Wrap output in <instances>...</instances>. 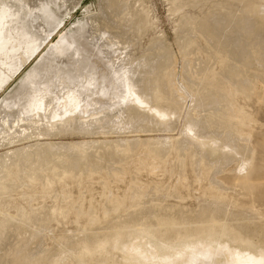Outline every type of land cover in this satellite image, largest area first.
<instances>
[{
    "label": "bare ground",
    "instance_id": "6f19581e",
    "mask_svg": "<svg viewBox=\"0 0 264 264\" xmlns=\"http://www.w3.org/2000/svg\"><path fill=\"white\" fill-rule=\"evenodd\" d=\"M79 1L0 0V90L45 50L0 101V147L27 143L0 152V264H264V225L237 209L257 208L244 197L259 184L252 137L261 123L249 104L264 110V0H166L182 58L198 59L185 67L192 80L181 81L191 97L186 119L178 137L120 139L105 136L174 129L184 101L175 58L161 32L149 38L155 17L145 0H100L98 14L50 45ZM133 36L139 45L147 36L159 41L155 54L116 60ZM122 79L125 94L115 89ZM112 98L117 107L101 111ZM67 134L80 140H54ZM236 149L250 156L231 171L227 154ZM133 157L137 174L175 167L173 181L149 187L137 177L118 194L112 183ZM96 184L103 200L92 193ZM189 198L193 211L183 208ZM125 203L132 209L110 216ZM62 219L77 225L71 241L31 251L41 227ZM107 219L112 227L92 231L90 223ZM10 232L15 240L5 247Z\"/></svg>",
    "mask_w": 264,
    "mask_h": 264
},
{
    "label": "rangeland",
    "instance_id": "374dc122",
    "mask_svg": "<svg viewBox=\"0 0 264 264\" xmlns=\"http://www.w3.org/2000/svg\"><path fill=\"white\" fill-rule=\"evenodd\" d=\"M79 2H78L79 4H77V6H75L76 8L73 7V9L72 8L70 9V11L66 15L63 23L60 25V27H58L57 31H55L52 34V36L49 39L50 45L55 44L61 38V36L64 35V33L66 31H68L71 27H73L75 25V23L77 25V23L82 20L81 18L85 17L86 14L92 13V14H90L91 16L92 15H95V14H98L97 11H98V8L100 7L99 4H101L100 0H81ZM145 2L150 6L151 13L155 17V19H154L155 26H154L153 29H150L148 31L149 38H152L153 37L154 32H155V34H157L158 32H161L162 39L166 40V41H162L163 45H165L166 47L169 46L168 49L170 51V54L172 53L171 55H173L174 58H175L174 59V62H173L174 63L173 64V67H174V70H175L174 80L177 83L178 87L181 88V91L183 92V97H184V101L181 104V110H180L181 112H180L179 117L176 119L175 126H174V129L173 130H161V131L159 130V131H149V132H134V133H130V134H119V135L118 134H111V135H106L105 136L106 138L120 139V138H131V137H139V138H151V137H153V138H155V137L165 138V137H168V136L178 137L179 134H180V131H181L183 122L186 119V112H187V110L189 108V105L191 103L190 94L188 93V91H186L183 88V86L181 84V81L184 80V81L190 82V80H192V79H190V76H188V74L186 73L187 71L185 72V70H187V68L190 67L191 64H193V65L198 64L197 63L198 62L197 55H193V62H188L187 61L188 59L186 57H183L182 58L181 53L179 52V48L177 47L178 44L176 43V40H175L176 33L174 32V25H173L171 16H170V14L168 12V9H167L168 8L167 7V1L166 0H145ZM88 8H89V10H88ZM221 13H222V11H219L218 12V14H221ZM83 14H84V16H83ZM247 17L249 18L250 15L249 16L247 15ZM179 29L181 30V29H184V28H179ZM232 32H231V34H232ZM233 33L234 34L237 33V35H238L237 36L236 34L235 35L232 34V36H230L231 39H233V37H234L235 40L233 39L234 41L233 40L232 41L235 42V41H237L240 38V35H239V32L238 31H236V32L234 31ZM178 34H181V32L178 33ZM148 36L147 37L145 36L147 39L144 38V37L140 39V45L138 44V42H136V40H135L136 37L135 36L131 37V38L134 39V40L133 39L130 40V42L132 43V45L129 42V45L128 44L127 45H124L123 51L120 52L121 55L119 57L117 56L119 54H114L112 57H114L116 55L115 57H118V58H115L114 57L116 60H118V59H124L125 57L126 58L128 57L127 53L134 54V55L137 54V57H140L141 52H142V49L145 50V51H149L150 50V52H153L155 54L156 48H157L156 45H158V42L159 41L158 42L157 41H149ZM237 37H239V38L237 39ZM134 41H135V43H134ZM199 45L204 50H205V48L206 49L208 48L205 43H200ZM43 49H41V51H39V54H36L35 55V58H33L31 60L30 64H27V65L25 64L24 65L25 67L22 66L15 73V75H13L6 82V84L4 85V87L2 88V90H0V101H1V98L3 97V95L6 92L11 91L14 88H16V86L21 81V79H22L23 75L25 74V72H27L28 70H30L31 65H33V63L36 60H38L40 58V56H42L45 53V50L43 51ZM152 49L155 52L154 51H151ZM158 54L161 55L162 53L161 54L158 53ZM150 60L153 63H150L149 62L151 65L148 64L149 65L148 68L150 70H152V69L155 68V66H154L155 58H153V60L151 58ZM200 60H202V59H200ZM151 66H152V69H151ZM185 67H187V68H185ZM251 69H252V71H255L254 68H251ZM180 72L183 75L182 76L183 77L182 79L179 78L180 75H181ZM262 74L264 76V70H263V73ZM119 83L120 84H117V85H119L120 88L116 87V84H115V89H118L119 92L125 94V91L127 89L125 80L122 79V82L120 81ZM259 85L260 86H263V83L260 82ZM27 93H28L27 95H30L29 92H27ZM208 104H210V103H208ZM208 104H206L207 106L204 105L203 108H207L208 106L209 107L211 106V105H208ZM249 105H250V111L253 114L256 115V117L258 118V120L261 123L260 126L259 125H256L255 126V130L253 131L254 133H253V137H252V140L256 144L255 163H256L257 167L256 168L254 167V169H253V171L251 173V177L252 178H257V182L259 184L257 185V188H255V189H253L251 191L252 196L250 195L249 197L248 196L247 197H244V199H245V201H247L249 199H253L254 201H256L255 206H257V208H259L258 206H260V208H261L264 205V110L262 109L263 107L257 108L253 103H250ZM108 107H111V108H103L101 111H104V110L110 111V110L115 109L117 107L115 98H112L110 100V103H109ZM87 111H89V110H87ZM103 137L104 136H96L95 138L102 139ZM54 140L55 141H62V142H71V141L73 142V141L80 140V137H79V135H75V134H72V135L67 134L65 136L55 137ZM25 144H27V143L18 144V145H12V146H9V147H4V148L3 147H0V152H3V151L8 150V149L15 148V147H18V146H21V145H25ZM236 151H237V153L234 152L232 154L231 153L230 154H227L226 164H227V167L231 171L236 170L238 164L242 160L247 159L250 156L248 149H242V150L236 149ZM129 160L130 159H128V161ZM135 160H136V158L133 157L132 158V163L130 164L129 171H125L122 174V178L121 179H119L116 182L112 183V185H116L119 188L118 194H121L124 191V189L127 187V185L130 184V182L133 180V178H136L137 179V177H140L142 180H144L146 182L148 181V183H149L148 186L149 187L153 186V183L152 182H155L156 180L157 181H159L160 179L163 180V181L160 180V182H162L163 185H165V184L173 181V179H174V172L177 170L175 167L167 166L166 169H163L165 173H163L162 169H157L156 171H153L152 173H150V172L147 173L145 169L140 168V173L137 174V169H136V166H135L137 164V161H135ZM215 169H220L219 165L215 166ZM170 173H171V177H169V174ZM218 175L219 176L230 175V173H224V174L219 173ZM190 183H191L192 186H195V184H194L195 182H190ZM85 185H89V184H85ZM93 186H95L96 189L94 191H92V193L96 194L95 197L98 200H103V197L102 196H98L97 195V193L100 191L99 184H96V185H93ZM200 192H201L200 189L197 190L196 188H193V190H192V193L194 194V197H196V198L197 197H200L201 198L203 196V195H201ZM149 198H152V194L148 195L145 199H149ZM160 198H162V195L160 196ZM193 199L194 198H192V199H190V198L189 199H186L182 203L184 205L183 208L185 210L193 211L195 209V206H194L195 201H193ZM175 201L176 200L174 198H168V199H165L163 201V203L168 204V206H172V203H174ZM148 206H149V203L147 202L145 204L144 208H143V211L144 212H146V209H147ZM122 207H126V208H129V209H132L131 207H129V205L127 203H125V204H123V205L120 206V210L118 212L111 213L110 216H114L117 213L122 212L123 211L122 210ZM257 208H253V207L249 206L248 204H245L244 206H241V207H237V209L243 210L246 213H248L249 215H251L253 217V220L254 221H256V222L264 225V213L260 212ZM108 219L106 221L100 222V223H90L89 225L92 228H96V229H94L92 231L94 233H101V232L106 231L110 227H112L114 225V223L113 222L109 223L108 222ZM76 226H77L76 223H74V222H64V220L62 219L61 222L54 223L52 227H49L48 228V229L55 230L56 232L54 234H49L48 231H47L48 230L47 228L41 227L45 231H41L40 232V235L31 242V245H30L32 247L31 251H43L41 249L44 248V247H48V246H51L53 248H56V244L59 241H62L64 243L70 242L71 241L70 235L75 231ZM61 230H66V231H61ZM10 233L7 235V238H8V239L6 238L7 241H6V239L3 241L4 242L3 244L6 245L5 247H7V245L9 246V244H11L10 242L13 243L14 240H15L14 237H12L13 234L11 233L12 234L11 235ZM263 260H264V257H263Z\"/></svg>",
    "mask_w": 264,
    "mask_h": 264
}]
</instances>
